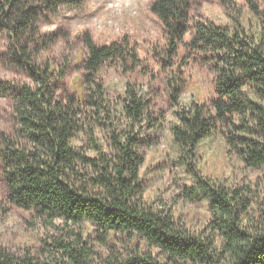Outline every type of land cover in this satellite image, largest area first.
Instances as JSON below:
<instances>
[{
    "label": "trees",
    "instance_id": "trees-1",
    "mask_svg": "<svg viewBox=\"0 0 264 264\" xmlns=\"http://www.w3.org/2000/svg\"><path fill=\"white\" fill-rule=\"evenodd\" d=\"M216 1L230 25L190 20L192 0H153L149 6L163 26L170 56L183 46L189 56L211 64L215 71L209 105L191 103L175 111L177 124L170 128L173 140L192 155L199 142L220 134L247 166L264 169V0H241L256 20L253 28L244 26L236 0ZM83 3L0 0V27L6 29L9 43L0 64L22 71L30 81L0 82V96L11 98L15 126L12 137L0 139L8 201L48 223L60 219L79 228L87 221L103 239L110 233L139 237L165 254L166 264H264V230L255 234L241 230L232 205L238 196L228 197L221 187L205 183L197 188L205 193L215 215L214 228L224 237L222 254L211 250L209 238L176 228L168 212L142 202L138 176L143 160L138 148L147 137L142 131L157 128L143 91L125 85L119 111L122 122L109 131V150L97 143L95 127L112 118L101 68L120 64L126 72L138 62L125 38L99 45L88 33L83 35L84 96L80 100L60 89L67 65L55 69L37 62L38 50H47L55 39L39 34L37 10L54 14L59 7ZM189 31L191 38L185 42ZM183 87L179 79L172 88L174 104L178 105ZM77 141H84L86 147ZM77 235L70 241L54 239L66 262H40L28 252L15 255L0 249V264H164L149 253L96 262L91 248Z\"/></svg>",
    "mask_w": 264,
    "mask_h": 264
},
{
    "label": "rangeland",
    "instance_id": "rangeland-1",
    "mask_svg": "<svg viewBox=\"0 0 264 264\" xmlns=\"http://www.w3.org/2000/svg\"><path fill=\"white\" fill-rule=\"evenodd\" d=\"M152 1L84 0L81 7H59L54 14L37 10L39 34L55 39L47 50H38L36 60L41 65L51 64L55 69L67 65L60 89L80 100L84 96L82 62L86 48L83 35L88 33L99 45L127 40L135 49L138 62L126 72L120 64L101 68L100 77L112 104V118L95 127L96 141L102 150H109V131L122 122L119 111L125 85L143 91L150 101L149 113L157 128L142 131L147 137L138 148L143 160L138 176L142 202L155 210L168 212L176 228L209 238L211 250L222 254L224 237L214 228L215 215L210 211L205 193L197 187L208 183L221 187L228 197L238 196L232 203L237 226L255 234L264 230V169L247 166L220 134L199 142L192 155L174 142L170 128L177 124L175 111L191 103L209 105L214 96L215 71L211 64L200 63L194 55L189 56L183 46L176 55H169L163 26L149 10ZM236 3L244 26L253 28L256 20L241 0ZM187 14L195 22L230 25V19L216 0H192ZM191 35L190 31L185 35V42ZM8 45L7 31L0 27L1 57L8 54ZM179 79L184 87L177 105L173 103L171 91ZM0 82L30 83L22 71L8 64H0ZM14 129L11 98L0 96V139L12 137ZM76 144L86 147L84 141ZM88 154L93 152L88 151ZM3 168L0 161V249L5 252L15 255L28 252L40 262H66L54 239L70 241L79 234L93 251L96 262L109 256L123 259L144 253L161 263L169 262L165 254L139 237L129 239L110 233L103 239L102 233L87 221L79 228L64 224L60 219L48 223L32 212L17 208L8 201Z\"/></svg>",
    "mask_w": 264,
    "mask_h": 264
}]
</instances>
